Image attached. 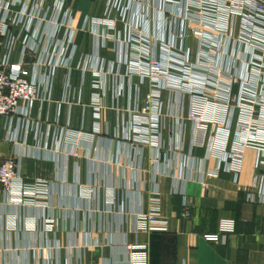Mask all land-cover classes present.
<instances>
[{"label":"crops","instance_id":"crops-1","mask_svg":"<svg viewBox=\"0 0 264 264\" xmlns=\"http://www.w3.org/2000/svg\"><path fill=\"white\" fill-rule=\"evenodd\" d=\"M3 2L4 16L26 17L0 33V57L18 37L12 63L37 72L44 99L25 125L0 116V162L15 155L26 181L49 185L35 205L0 193V264H130L128 243L146 247L148 264H264V203L247 199L257 150L245 149L237 176L210 154L189 91L154 85L130 35L148 36L150 54L186 59L194 83L229 64L231 44L203 61L187 0ZM240 31L237 19L228 36ZM236 133L234 122L230 143ZM155 202L162 223L137 230Z\"/></svg>","mask_w":264,"mask_h":264},{"label":"built area","instance_id":"built-area-1","mask_svg":"<svg viewBox=\"0 0 264 264\" xmlns=\"http://www.w3.org/2000/svg\"><path fill=\"white\" fill-rule=\"evenodd\" d=\"M117 1L108 0L107 8L111 10ZM187 1L188 10L192 14L189 17L190 23L196 33L203 37V61L210 62L214 50L220 49L219 44L227 40L231 44V51L227 49L230 52L227 53L229 64L226 67L215 66V70H209L210 75L203 83H194L186 59L175 55L160 58L150 54L146 48L149 43L146 35L134 33L130 35V42L139 58L145 59L146 74L154 85L189 91L191 98L188 117L193 122L195 132L202 137V144L206 143V135L212 134L206 147L210 154L228 163L229 171L237 176L242 168L245 149L253 147L257 150L258 174L247 193V199L264 203V0ZM16 4L14 1L13 5ZM9 6L4 2L0 6L3 11V15H0V33L3 36L8 35L10 23H21L26 17L25 11L17 12L14 17L8 16V13L4 16ZM237 19H240V36L229 37ZM24 40L25 51L38 50L32 37ZM17 42L18 37H12L10 51L0 57V116L9 119L11 123L23 122L25 125L44 97L37 72L29 74L20 64L12 63L11 49H14ZM172 72H179L182 79L173 78ZM208 87L213 92L207 91ZM154 92L156 96L159 94L158 90ZM234 122L237 133L230 143L229 134ZM48 185L40 177L31 182L26 181L20 161L15 155H9L0 162V193L4 194L11 205L39 203L45 197ZM157 203L150 210L137 215V230H146L154 223H162ZM209 238L218 239L217 236ZM127 251L130 264H148L144 245L128 243Z\"/></svg>","mask_w":264,"mask_h":264}]
</instances>
